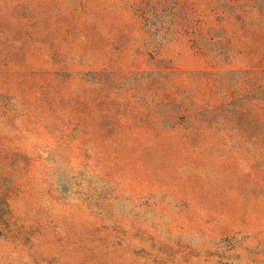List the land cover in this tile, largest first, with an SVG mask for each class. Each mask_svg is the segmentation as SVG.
<instances>
[{"label": "rangeland", "instance_id": "374dc122", "mask_svg": "<svg viewBox=\"0 0 264 264\" xmlns=\"http://www.w3.org/2000/svg\"><path fill=\"white\" fill-rule=\"evenodd\" d=\"M0 264H264V0H0Z\"/></svg>", "mask_w": 264, "mask_h": 264}]
</instances>
